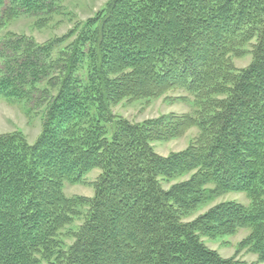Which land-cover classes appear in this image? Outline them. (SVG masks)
I'll return each mask as SVG.
<instances>
[{
    "label": "trees",
    "instance_id": "1",
    "mask_svg": "<svg viewBox=\"0 0 264 264\" xmlns=\"http://www.w3.org/2000/svg\"><path fill=\"white\" fill-rule=\"evenodd\" d=\"M56 4L0 0V28ZM246 48L252 61L239 70L232 59ZM170 91L191 96L193 113L135 124L112 111ZM0 98L28 114L44 108L33 144L0 135V264H249L201 241L241 229L242 247L264 264V0H112L79 32L44 45L4 38ZM194 127L186 150L155 152L154 141ZM95 169L92 198L65 196V183ZM231 192L249 205L222 203L184 222ZM83 207V224L63 234Z\"/></svg>",
    "mask_w": 264,
    "mask_h": 264
},
{
    "label": "rangeland",
    "instance_id": "2",
    "mask_svg": "<svg viewBox=\"0 0 264 264\" xmlns=\"http://www.w3.org/2000/svg\"><path fill=\"white\" fill-rule=\"evenodd\" d=\"M112 0H57L54 12L41 16H20L9 20L0 28V41L4 38L18 37L24 42H31L35 45H44L57 38H63L71 32H79L84 23L103 13L107 5ZM75 35V34H74ZM74 36L70 37L62 48L68 46ZM246 55L233 57L234 66L241 70L248 67L252 61V55L248 54L250 48H246ZM56 50L54 55L56 56ZM181 98H185L181 99ZM193 98L184 91H170L159 98L152 100H129L125 99L117 106L113 107L114 115L120 116L131 123L143 124L146 121L156 120L168 114L184 115L193 113ZM44 108L28 114L26 107L21 102H10L0 98V135L19 133L33 144L43 130ZM199 136L198 128H191L179 139L168 141H154L152 146L157 154L167 157L174 153L186 150ZM101 171L95 169L91 171L82 183H65L63 192L66 197L92 198L95 194L93 183L96 181ZM187 174L173 180L170 184L164 183V188L169 189L171 185L184 182L191 177ZM236 202L242 205H249V199L244 193H225L206 203L195 213L184 218V222H191L210 209L222 203ZM81 216L77 217L74 224L63 231V234L75 232L83 224L86 208H80ZM247 229H241L234 235L210 238L201 237V241L211 250L216 251L222 258L247 262L249 264L258 263V255L250 248L242 247V242L248 236ZM65 246L73 243L71 236L63 239Z\"/></svg>",
    "mask_w": 264,
    "mask_h": 264
}]
</instances>
